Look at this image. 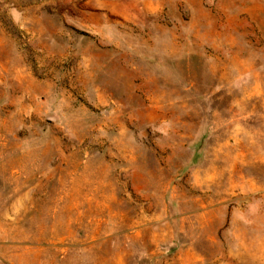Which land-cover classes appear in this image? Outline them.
I'll list each match as a JSON object with an SVG mask.
<instances>
[{"label":"rangeland","instance_id":"374dc122","mask_svg":"<svg viewBox=\"0 0 264 264\" xmlns=\"http://www.w3.org/2000/svg\"><path fill=\"white\" fill-rule=\"evenodd\" d=\"M0 264H264V0H0Z\"/></svg>","mask_w":264,"mask_h":264}]
</instances>
